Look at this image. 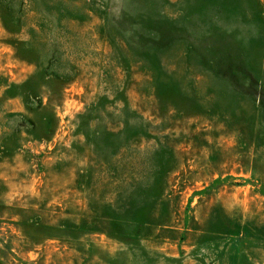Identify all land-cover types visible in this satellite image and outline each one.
<instances>
[{
	"label": "rangeland",
	"instance_id": "1",
	"mask_svg": "<svg viewBox=\"0 0 264 264\" xmlns=\"http://www.w3.org/2000/svg\"><path fill=\"white\" fill-rule=\"evenodd\" d=\"M0 264H264V0H0Z\"/></svg>",
	"mask_w": 264,
	"mask_h": 264
}]
</instances>
